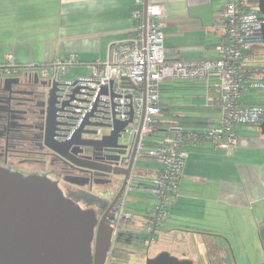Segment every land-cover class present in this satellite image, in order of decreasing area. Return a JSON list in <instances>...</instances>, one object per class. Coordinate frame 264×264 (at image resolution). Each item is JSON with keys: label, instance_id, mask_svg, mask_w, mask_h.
<instances>
[{"label": "crops", "instance_id": "crops-1", "mask_svg": "<svg viewBox=\"0 0 264 264\" xmlns=\"http://www.w3.org/2000/svg\"><path fill=\"white\" fill-rule=\"evenodd\" d=\"M224 3L225 0H0V65L7 64V56L29 66L74 53L78 61L72 76L89 74L94 63L107 59L112 43L133 33V12L147 4L161 7L166 57L213 59L225 31L220 18ZM179 80H185L187 85L200 82L208 98L215 100L206 104L209 111L216 112L215 117H208L206 122L191 120L190 129L216 124L220 111L214 99L218 96L215 80ZM250 92L244 91L241 98L254 104ZM181 123L171 125L182 126ZM159 167L154 160L148 169L142 167V175L137 176L138 183L129 193L149 189V176ZM131 199L133 205L139 203L134 196ZM170 201L162 234L165 241L174 237L177 240L170 243L179 252L175 253L177 258H190L195 264H264V135L259 129L238 134V145L225 149H214L210 142L192 147ZM127 210L133 211L129 207ZM186 241V252L191 257L182 250Z\"/></svg>", "mask_w": 264, "mask_h": 264}, {"label": "built area", "instance_id": "built-area-1", "mask_svg": "<svg viewBox=\"0 0 264 264\" xmlns=\"http://www.w3.org/2000/svg\"><path fill=\"white\" fill-rule=\"evenodd\" d=\"M161 14V7L154 4L135 10L133 33L112 43L107 59L94 63L89 74L64 78L78 61L74 53L28 66L36 68L49 85L56 84L57 141L70 140L82 126L102 137L117 122H128L120 132L126 146L131 150L136 144V157L146 156L160 165L149 176L155 227L166 220L170 196L190 149L203 142H210L214 149L237 146V127L258 125L264 117V105L248 104L241 98L246 90L264 89V63L255 64L251 59L255 52H250L263 49L264 18L258 8L245 0H225L220 11L225 31L216 45L217 57L203 60L166 57ZM7 61L6 72L17 69L10 56ZM166 78L214 79L218 122L198 130L158 125L155 116L161 110V85ZM209 101L215 100L208 98L206 104Z\"/></svg>", "mask_w": 264, "mask_h": 264}, {"label": "flooded vegetation", "instance_id": "flooded-vegetation-1", "mask_svg": "<svg viewBox=\"0 0 264 264\" xmlns=\"http://www.w3.org/2000/svg\"><path fill=\"white\" fill-rule=\"evenodd\" d=\"M5 66L0 65V168L24 176H46L57 183L63 196L71 200L69 193L79 190L103 198L105 207L99 206L100 203L85 205L73 202L83 209H91L98 222L106 213L104 222L113 229L108 258H117L129 252L126 264H146L148 257L163 251L178 257L170 249L150 251L153 242H163L166 238L162 234L164 224L153 226L152 209L145 215L127 210L126 197L138 183L137 176L142 175L141 170L138 172L134 166L130 168L128 146L125 149L112 147V141L106 138L96 142L108 134L100 137L95 129H91L95 133L82 135L83 139L92 141L91 144L72 145L69 150L64 149L66 156L56 153L48 146L51 142L50 121L56 106L51 98L52 86L38 74L36 68L24 65L6 72ZM55 114L57 121V107ZM118 144L126 146L122 134ZM120 169L125 170L127 178L124 174L114 173L122 171ZM94 188L101 194L94 193ZM116 196L115 203L108 209ZM123 197L125 200L120 210V199ZM170 240L169 243L177 241L175 237ZM123 244L130 249L123 250Z\"/></svg>", "mask_w": 264, "mask_h": 264}, {"label": "water", "instance_id": "water-1", "mask_svg": "<svg viewBox=\"0 0 264 264\" xmlns=\"http://www.w3.org/2000/svg\"><path fill=\"white\" fill-rule=\"evenodd\" d=\"M257 8L264 18V0H257ZM262 36L264 46V26ZM55 90L56 84L53 83L51 98L54 105ZM54 108L56 112V106ZM55 112L50 121L51 142L48 143L52 150L66 156L64 149L69 150L72 145L91 144L92 141L83 139L82 134L95 131L83 126L68 141L54 140ZM127 123L117 122L110 134L96 142L106 138L112 141V147L127 148L118 144L120 132ZM258 128L264 135V117ZM130 153V168L134 166L137 171L141 170L137 164L141 156L136 157V144ZM114 173L128 176L125 170ZM105 214L98 222L91 209H83L63 196L57 183L46 176H24L0 168V264H106L113 229L105 224ZM146 264L194 263L163 251L148 257Z\"/></svg>", "mask_w": 264, "mask_h": 264}, {"label": "rangeland", "instance_id": "rangeland-1", "mask_svg": "<svg viewBox=\"0 0 264 264\" xmlns=\"http://www.w3.org/2000/svg\"><path fill=\"white\" fill-rule=\"evenodd\" d=\"M258 53L254 54L251 59L254 61L255 64H258V61L260 60L261 54H264V48L259 49L257 51ZM76 67L72 66L68 72L64 76V78H70L73 77L72 74L76 72ZM188 81V80H187ZM197 81V80H196ZM185 80H179V79H171L166 78L162 81L161 85V92H160V112L156 114L155 118L156 120L160 121V126L162 128H168L171 123L173 122H182V126L184 129H190L193 123L191 120H201V121H207L208 117H215L216 112L213 110L209 111L208 108H206V103L208 102V94L202 84L200 82H192L197 84H186ZM214 92H210V96H213ZM251 94L250 99L252 102L257 104L264 105V89L263 87H255L253 90L249 93ZM208 95V96H207ZM249 99L246 101H250ZM169 106V108L167 107ZM198 107H202L198 109ZM206 108V109H204ZM213 111V112H212ZM197 118V119H196ZM186 121V122H184ZM238 134L242 133H252L258 131V126L253 124H240L238 127ZM152 163V159L146 156H141L137 164L143 169H148ZM143 188V187H142ZM94 193L101 194V192L98 189H93ZM136 198L137 202L139 203L137 205L132 204L131 198ZM126 207L132 208L133 211L140 210V213L142 215H145L147 212L150 211V209L154 206L155 202V196L152 194V192L147 189L143 188L140 191L134 190V192H130L129 197H126ZM134 203V202H133ZM77 204V203H76ZM80 205V204H78ZM82 205V204H81ZM83 206V205H82ZM85 207V206H83ZM234 219V215L232 216ZM236 224V220L233 221V227ZM130 227V226H125ZM165 226H163L164 228ZM175 235V234H174ZM223 236V235H222ZM134 244V243H133ZM189 243L186 241L184 243L183 249H185V252H183L186 256L191 257L190 252H186L187 245ZM123 250L130 249V246L123 244ZM172 246V247H171ZM170 249L176 254L179 252H176L173 245H170L169 241H159L157 243L153 242L150 246V251H157L160 249ZM129 252H124L119 257L110 256V258H107L108 264H126L127 261L126 257ZM106 262V264H107Z\"/></svg>", "mask_w": 264, "mask_h": 264}, {"label": "trees", "instance_id": "trees-1", "mask_svg": "<svg viewBox=\"0 0 264 264\" xmlns=\"http://www.w3.org/2000/svg\"><path fill=\"white\" fill-rule=\"evenodd\" d=\"M245 2H248L251 5L257 7V0H245ZM260 46H261V48H264L263 45H260ZM250 52L253 54H254V52H255V54L258 53L254 49L250 50ZM258 63H264V54L263 53L261 54V57H260V60L258 61ZM1 65H6V63H1ZM17 65L18 66H24V65H21L19 63H17ZM159 104L161 105V101H159ZM254 104H257V103H254ZM157 124L159 125L160 121H158ZM69 195L73 201L75 200L76 202H81L85 205H92V204H97V203L99 204L100 203L99 206H103V207L106 206L105 202L103 201V198L99 199L98 196L91 195L85 191H80V190L79 191H72L69 193Z\"/></svg>", "mask_w": 264, "mask_h": 264}]
</instances>
